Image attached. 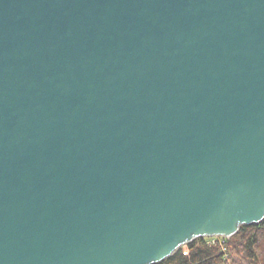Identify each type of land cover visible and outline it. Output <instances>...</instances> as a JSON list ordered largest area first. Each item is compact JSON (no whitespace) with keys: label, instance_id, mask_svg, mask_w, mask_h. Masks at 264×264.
<instances>
[{"label":"water","instance_id":"1","mask_svg":"<svg viewBox=\"0 0 264 264\" xmlns=\"http://www.w3.org/2000/svg\"><path fill=\"white\" fill-rule=\"evenodd\" d=\"M263 218L264 0H0V264H153Z\"/></svg>","mask_w":264,"mask_h":264},{"label":"trees","instance_id":"2","mask_svg":"<svg viewBox=\"0 0 264 264\" xmlns=\"http://www.w3.org/2000/svg\"><path fill=\"white\" fill-rule=\"evenodd\" d=\"M189 236V235H188ZM185 241L153 264H264V218L246 223L230 237L200 236Z\"/></svg>","mask_w":264,"mask_h":264},{"label":"built area","instance_id":"3","mask_svg":"<svg viewBox=\"0 0 264 264\" xmlns=\"http://www.w3.org/2000/svg\"><path fill=\"white\" fill-rule=\"evenodd\" d=\"M212 237L216 238V237H220V236H212ZM221 237H223V236H221Z\"/></svg>","mask_w":264,"mask_h":264},{"label":"rangeland","instance_id":"4","mask_svg":"<svg viewBox=\"0 0 264 264\" xmlns=\"http://www.w3.org/2000/svg\"><path fill=\"white\" fill-rule=\"evenodd\" d=\"M235 234V233H234ZM232 236V235H231Z\"/></svg>","mask_w":264,"mask_h":264}]
</instances>
